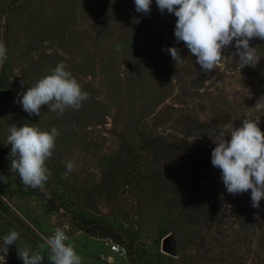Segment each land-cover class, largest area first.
Wrapping results in <instances>:
<instances>
[{"label": "rangeland", "instance_id": "rangeland-1", "mask_svg": "<svg viewBox=\"0 0 264 264\" xmlns=\"http://www.w3.org/2000/svg\"><path fill=\"white\" fill-rule=\"evenodd\" d=\"M176 21L156 0L149 14L138 13L134 0H0L8 49L0 141L7 144L12 124L60 132L47 161L57 209L19 186L0 152V244L20 233L6 254L0 247V264H23L17 246L37 250L57 227L82 264H129L127 255L110 253L106 239L81 231L75 217L123 232L137 264H264V199L254 208L251 190L228 193L220 169L209 180L196 169L211 135L223 130L230 141L244 119H259L264 131V109L256 107L264 105V40L250 41L257 65L242 68L233 41L220 65L204 72L177 43ZM170 47L180 50V63ZM60 62L89 99L62 116L46 105L41 116L25 112L18 94ZM68 161L76 168L65 176ZM41 251L51 264L47 246Z\"/></svg>", "mask_w": 264, "mask_h": 264}, {"label": "clouds", "instance_id": "clouds-1", "mask_svg": "<svg viewBox=\"0 0 264 264\" xmlns=\"http://www.w3.org/2000/svg\"><path fill=\"white\" fill-rule=\"evenodd\" d=\"M134 2L138 13L151 12L153 0ZM156 5L161 13L165 10L169 14L174 13L177 43L182 41L185 44L202 71L210 72L220 65L225 58L224 50L232 46L233 41L234 54L239 57L242 68L260 62L261 57L257 55L256 47L250 46V41L254 38L264 40V0H156ZM165 51L176 64L182 61L176 47ZM7 59L8 49L0 39V67ZM87 99L89 93L83 90L67 65L60 62L50 74L18 94L15 103L22 105L30 115L41 116V107L46 105L49 111L62 116L67 109L80 110ZM256 107L264 109V105L259 103ZM259 122V119H244L241 127L230 132V141L225 139L223 130L211 135L216 145L212 151V164L221 170L228 193L242 194L251 190V206L254 208H259L264 199V131L258 126ZM9 133L10 171L18 173L25 186L45 191L52 176L47 161L53 156L60 132L56 127L47 131L25 123L23 126L12 124ZM65 168L64 174L68 176L76 165L68 161ZM19 239L20 233L15 230L5 235L0 244L4 254ZM70 239L64 229L57 227L37 250L30 245L17 246L18 256L23 264H43L41 250L46 245L51 264H82V257Z\"/></svg>", "mask_w": 264, "mask_h": 264}, {"label": "trees", "instance_id": "trees-1", "mask_svg": "<svg viewBox=\"0 0 264 264\" xmlns=\"http://www.w3.org/2000/svg\"><path fill=\"white\" fill-rule=\"evenodd\" d=\"M216 147L214 143H210L205 149H203L197 159V172H203L199 173V176L201 178H206L209 180V177L211 178V175H214L218 168L214 167L212 164V151ZM10 151L11 146L3 143L0 141V152L4 154L6 157L10 158ZM11 159V158H10ZM9 176L15 179V182L17 184L26 189L27 192H29L31 195L39 196L43 198L45 202H47L48 205H50L51 210H53L55 207L57 209L56 201L51 195V188L46 184V190L41 191L38 188H31L28 186H25L19 176L17 174L9 173ZM59 211V210H58ZM75 223L77 224L78 228L86 233L88 236L91 237H101L103 239H109L113 241L114 243L120 245L121 247H124L127 251V259L129 264H137L136 262V256L134 254V248L132 246L133 241L127 240L126 236H124V233L117 230L110 224L105 223H97L93 220H88L85 218H74Z\"/></svg>", "mask_w": 264, "mask_h": 264}, {"label": "built area", "instance_id": "built-area-1", "mask_svg": "<svg viewBox=\"0 0 264 264\" xmlns=\"http://www.w3.org/2000/svg\"><path fill=\"white\" fill-rule=\"evenodd\" d=\"M105 246L109 249L110 253L113 255H120L126 257L127 251L124 247H121L120 245L114 243L113 241L106 239L104 240ZM111 257L108 258L110 260Z\"/></svg>", "mask_w": 264, "mask_h": 264}, {"label": "bare ground", "instance_id": "bare-ground-1", "mask_svg": "<svg viewBox=\"0 0 264 264\" xmlns=\"http://www.w3.org/2000/svg\"><path fill=\"white\" fill-rule=\"evenodd\" d=\"M109 263H114V258H111L110 260H108Z\"/></svg>", "mask_w": 264, "mask_h": 264}, {"label": "water", "instance_id": "water-1", "mask_svg": "<svg viewBox=\"0 0 264 264\" xmlns=\"http://www.w3.org/2000/svg\"><path fill=\"white\" fill-rule=\"evenodd\" d=\"M165 248H167V246H165Z\"/></svg>", "mask_w": 264, "mask_h": 264}]
</instances>
